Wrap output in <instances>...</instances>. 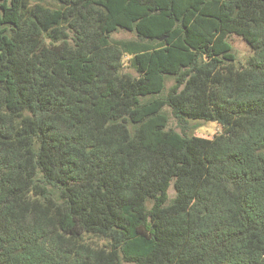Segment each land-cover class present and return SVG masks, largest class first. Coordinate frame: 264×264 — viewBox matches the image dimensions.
Listing matches in <instances>:
<instances>
[{
	"label": "trees",
	"instance_id": "1",
	"mask_svg": "<svg viewBox=\"0 0 264 264\" xmlns=\"http://www.w3.org/2000/svg\"><path fill=\"white\" fill-rule=\"evenodd\" d=\"M122 262L264 264V0H0V264Z\"/></svg>",
	"mask_w": 264,
	"mask_h": 264
},
{
	"label": "rangeland",
	"instance_id": "2",
	"mask_svg": "<svg viewBox=\"0 0 264 264\" xmlns=\"http://www.w3.org/2000/svg\"><path fill=\"white\" fill-rule=\"evenodd\" d=\"M109 39L111 41L116 40H135L136 36L132 32L124 31V30H118L117 32L112 33L109 36ZM228 43L231 45L233 52L235 54L236 60L238 64L244 65L246 60L251 56V50L250 48L243 42V40L237 36L231 35L227 39ZM128 60L127 57L124 59L125 67L124 72L130 74L133 77L137 76V73L134 71L133 68L129 67V65L126 63ZM173 79L171 77H167L165 80V88L164 93H166V90L173 85ZM163 112L166 114L168 118L167 122V128L172 129L176 132H179V128L177 126L176 121L171 116L170 111L168 108H164ZM221 132V129L218 127V125L214 122H189L186 133L190 136L200 137V138H212L215 134H218ZM169 198H173L174 191L173 188L170 187L168 190ZM103 244V243H100ZM122 264H128L123 263Z\"/></svg>",
	"mask_w": 264,
	"mask_h": 264
}]
</instances>
